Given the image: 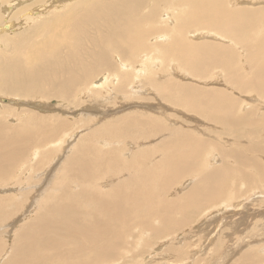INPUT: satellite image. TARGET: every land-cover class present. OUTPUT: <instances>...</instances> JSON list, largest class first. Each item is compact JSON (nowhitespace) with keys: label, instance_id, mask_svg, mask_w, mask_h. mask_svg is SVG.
<instances>
[{"label":"bare ground","instance_id":"6f19581e","mask_svg":"<svg viewBox=\"0 0 264 264\" xmlns=\"http://www.w3.org/2000/svg\"><path fill=\"white\" fill-rule=\"evenodd\" d=\"M22 1H10L12 4L4 7L6 15L0 17V192H7L0 195L2 232L9 228L3 224L11 222L29 199L33 205L37 200L38 206L31 219L19 226L11 222L10 226L17 227L12 230L9 250L1 255L0 264H139L138 255L147 252L148 240H152L148 237L138 241L141 229H150L152 235L167 228L173 233L179 224L168 215L176 210L217 203L225 193L228 203H234L242 186L256 179L251 180L253 170L250 172L247 166L263 170L264 178V166L251 157L255 152L264 154V108L259 112L253 100L241 112L239 106L246 98L240 102L230 93L235 89L251 92L252 99L264 102V0H46L38 7H27L29 3L26 6ZM63 2L69 7L56 8ZM21 3V10L16 11L15 6ZM151 38L156 41L145 43ZM141 52L145 61L139 65L137 54ZM152 53L176 59V68L193 80H154L148 76L144 83L153 89L154 98L214 123L218 133L231 137L229 147L212 144L180 125L167 130L149 113L131 105L132 109L119 114L107 110L114 115L88 126V113L96 112L99 118L105 115L99 107L105 99L117 97L113 101L120 103L124 97L126 101L131 97L149 98L138 96L142 89L147 92V86L138 89L140 86H133L132 81L140 73L137 69L134 75L133 70L151 61ZM213 71L221 72L223 89L199 84L213 78ZM104 86L111 97L101 93ZM113 101L111 105H115ZM70 108L77 111L71 112ZM76 112L80 118L69 120L67 116ZM17 114H24L18 116L22 120L16 118ZM3 117L15 118V124L3 123ZM158 134V141L137 144L133 153L119 145L123 144L120 139L132 144L129 141L139 142ZM66 136L71 143L63 144ZM99 142L111 145L100 148ZM210 147L217 150L218 157L214 156L212 165L202 167V157ZM151 156L157 158L149 165L146 160ZM20 165L24 169L20 168L16 177L4 179ZM47 166L50 171H46ZM198 166L202 168L193 172H198L197 177L189 181L178 198L172 201L164 196L174 182ZM122 173L121 179L118 176ZM42 174L45 179L38 178ZM101 176L108 180L99 183ZM28 186L33 190L23 189ZM244 210L245 216L251 212L247 206ZM154 216L158 218L157 226ZM246 235L242 234L241 240ZM254 242L253 248L250 245L235 259L232 256L235 261L228 264H264V256L258 254L264 244L256 239ZM172 248L170 245L166 250L176 251L177 257L182 255V250ZM230 251L228 247L220 250L216 259H228Z\"/></svg>","mask_w":264,"mask_h":264},{"label":"rangeland","instance_id":"374dc122","mask_svg":"<svg viewBox=\"0 0 264 264\" xmlns=\"http://www.w3.org/2000/svg\"><path fill=\"white\" fill-rule=\"evenodd\" d=\"M10 1H13L14 2V0H10ZM10 1H6V0H4V1H2V0H0V17L1 18H3L5 15H6V10H4V7L6 6V7H8V6H10L11 4H12V2H10ZM26 1V2H25ZM25 1H22V2H24L23 4H25L26 5V3L28 2L29 3V5L27 6V7H38L39 6V4L38 3H40V2H44V1H46V0H42V1H39V2H35V0H34V3H32V4H30V2H32L33 0H25ZM252 1V0H251ZM22 3L21 4H17L16 6H15V8L14 9H16V11L18 10L17 8H19V10H21V8H20V6H22L23 5ZM58 4H60V2H58L56 5H58ZM69 3H67V2H63V3H61V5L60 6H58V7H56V8H58L59 10H62V9H66V8H68L69 7ZM19 6V7H18ZM2 8V9H1ZM58 10V11H59ZM55 13V12H54ZM2 20V19H1ZM1 20H0V22H1ZM173 25V24H172ZM171 25V26H172ZM170 26V27H171ZM154 39V40H153ZM150 41H145V43H152V42H155L156 41V38H151V39H149ZM223 41V40H222ZM225 41H227V42H229V43H231L229 40H225ZM1 43H2V40H1V38H0V45H1ZM1 48V47H0ZM238 49L240 50L239 51V54H240V52L242 53V49L241 48H239V46H238ZM153 51V50H152ZM138 56V58H137V60H138V64L140 65L143 61H145V60H142L143 59V53L141 52V53H138L137 54ZM152 60L151 61H147V63H146V65L144 66H137V68H136V70H133V73H134V75H137L138 73L136 72L137 71V69H138V71H140V73L135 77L134 76V78H133V81H132V85L133 86H140V88H138V89H141V88H144V87H146L147 85H146V83H144V82H147L148 81V76H152V78L154 79V80H158V77H163V78H174V79H177V80H180V81H186V80H188V81H193L192 80V78H190V76L189 75H187V74H185L186 72L185 71H183L182 69H179V68H176V63H177V61H176V59H174V58H172V57H166V58H162V57H160L159 56V54H157V53H152ZM174 60V61H173ZM157 65V66H156ZM175 65V66H174ZM173 66V67H172ZM168 67V68H167ZM172 67V68H171ZM164 68V69H163ZM170 68V69H169ZM125 69V68H124ZM174 69V70H173ZM176 69V70H175ZM126 70V69H125ZM159 70H161V71H159ZM181 70V71H180ZM143 71V72H142ZM146 71V72H145ZM169 71V72H168ZM172 71V72H171ZM177 72V73H176ZM185 72V73H184ZM221 72H215V71H213V72H211V74H213V78H211V79H206L205 81H203V82H200L199 84H201L203 87H214L215 88V86L216 87H220V88H224L223 86V79L222 78H219V77H221V74H220ZM185 74V75H184ZM184 75V76H183ZM216 77H215V76ZM219 75V76H218ZM141 77V78H140ZM143 77V78H142ZM181 78H183V79H181ZM138 79V80H137ZM223 81H221V80ZM130 80H132V79H130ZM146 80V81H145ZM99 81V80H98ZM138 81V82H137ZM135 82L137 83V84H135ZM138 83H139V85H138ZM218 83V84H217ZM221 83V84H220ZM222 85V86H221ZM226 85V84H225ZM108 86V85H107ZM107 86H104L102 89L101 88H99V89H101L100 91H101V93L105 96V97H111V92L109 91V89L108 88H106ZM89 89H93V87L92 88H89ZM136 89V88H135ZM149 89V90H148ZM228 90V93L230 92L231 93V95L234 97V95L236 96L235 98L236 99H238L240 102H243V100H244V97L246 98V102L245 103H241L242 105L241 106H239V108L241 109L240 111L242 112V107H243V111L244 110H247V106H250V103H252L253 102V100H254V104L253 105H255V104H257V108H258V110H260L259 112H261V111H263V109L262 108H264V102H262L261 101V103H259V100L258 99H252V94H254V93H251V92H247V93H241L239 90H237V89H235V90H230V88H227ZM105 90V91H104ZM143 90H145V89H142L141 90V94L140 95H138V96H148L149 98H140L139 100L137 99L138 97H131V99H127V101L125 100L126 98L124 97V99L121 101H119L120 103H117L118 101H117V99L115 100V101H113V98H117V97H111V98H109V99H105V101H103V103H102V105L100 104V110L102 111V112H104L105 113V115H102V116H100V118H99V116H98V114H96V112H92V113H88L85 117H86V119H90V125H88V126H96L98 123H100L101 121H104V120H107L109 117H112L114 114H111V113H109V112H107V110H111V111H113L112 113H121V112H123V111H129L130 109H132L131 108V106L133 107V109H140V110H143V111H146L147 113H149L151 116V118L154 120V122H156V123H158V124H160V125H162L163 127H167V130H169L170 128H172V127H177V126H181V127H185V128H190V129H192L193 130V134L195 135V136H200V137H203L206 141H209L210 143H212V144H214V143H216V144H219L220 146H223V147H229V144L231 143V137L229 136V135H226V134H224V133H218V131H219V127L217 126V125H215L214 123V125L212 124V122H209L208 120H204V118H202V117H197V116H194V115H191V114H187V113H185V112H183L182 110H181V108H179V107H177V106H170V105H164L163 103H161L158 99H155L154 97H155V95L153 94V89H151L150 87H148L147 86V92H142ZM230 90V91H229ZM237 90V91H236ZM110 92V93H109ZM234 92H237V93H233ZM101 93H100V95H101ZM146 93V94H145ZM250 96H249V95ZM243 96V97H242ZM152 97V98H151ZM239 97V98H238ZM135 98V99H134ZM241 98H242V100H241ZM135 100V101H133V100ZM33 100H35V99H33ZM33 100H31L30 102H33ZM36 100H38V99H36ZM35 100V101H36ZM119 100V99H118ZM129 100H131V102L129 101ZM147 100V101H146ZM155 100V101H154ZM108 102V104H107V102ZM111 101H113L114 102V104L116 105H111V104H113ZM250 101V103H248ZM123 102H125L126 104H127V106H126V104L124 103L123 105H122V103ZM130 103V104H128V103ZM157 102H160L163 106H159V104L157 103ZM140 103V104H139ZM142 103V104H141ZM155 103V104H154ZM107 104V105H106ZM247 104V105H246ZM251 104V105H252ZM118 105V106H117ZM131 105V106H130ZM262 107H261V106ZM104 106V107H103ZM110 106H112V107H110ZM115 106V107H114ZM140 106H141V108H140ZM151 106V107H150ZM165 106V107H164ZM136 107V108H135ZM177 107V108H176ZM244 107L246 108V109H244ZM260 107V108H259ZM102 108V109H101ZM155 108H157V109H155ZM181 110L180 112H179V109ZM121 109V110H120ZM160 109V110H159ZM168 109V110H167ZM169 109H171V110H169ZM106 110V111H105ZM148 110V111H147ZM157 110V111H156ZM163 110V111H162ZM70 111L71 112H74V111H77L76 109L74 110L73 109V111H72V109L70 108ZM110 111V112H111ZM152 111V112H151ZM134 112H136V110H134ZM181 112H183V113H181ZM108 115H107V114ZM172 114V115H169L168 116V114ZM177 114V115H176ZM23 116L24 114H17V116H16V118H19L18 116ZM74 115L75 114H71V116L70 115H68L67 117L68 118H71V119H69V120H74L75 118L76 119H79L78 118V116H80V114H79V112H76V115H75V117H74ZM96 115V116H95ZM165 115V116H164ZM181 115V116H180ZM90 116L92 117V118H90ZM107 116V117H106ZM186 116H188L186 119H185V117ZM162 117H164V120L162 119ZM167 117V118H166ZM169 117V118H168ZM159 118V119H158ZM161 118V119H160ZM172 118V119H171ZM195 118V119H194ZM15 119V118H14ZM14 119H8V118H6V117H3V119L1 120L3 123H5V124H8V125H13V124H15V122H14ZM20 120H22L21 118H19ZM96 121V123H95V121ZM101 119V120H100ZM104 119V120H103ZM167 119V120H166ZM171 119V120H170ZM175 121H174V120ZM199 119V120H198ZM201 119V120H200ZM94 122H93V121ZM157 120V121H156ZM173 120V121H172ZM189 120V121H188ZM161 123H160V122ZM169 121V122H168ZM170 121H172V123L174 122V124H171V122ZM181 121V122H180ZM22 121H19V123H21ZM163 122V123H162ZM177 122V123H176ZM188 122V123H187ZM191 122V123H190ZM192 122H193V124H192ZM198 122V123H197ZM202 122V123H201ZM102 123V122H101ZM196 123V124H195ZM209 123V124H208ZM93 124V125H92ZM208 124V125H207ZM198 125L200 126L199 128H198ZM202 125V126H201ZM87 126V127H88ZM216 126V127H215ZM86 127V126H85ZM214 128V129H213ZM218 128V129H217ZM210 129H211V131H210ZM214 131H213V130ZM164 133H166V131L164 132ZM164 133H161L162 135H165ZM74 134H76V132L74 133ZM161 134H158V135H155V136H153V137H148L147 138V140H143V141H139V142H133V141H129L130 143H132V144H127V140L125 141V140H121L120 139V143H123V144H119V145H123L122 147H123V149L124 150H126V151H128L129 150V152H132L133 153V151H134V149H136L137 147H138V145L137 144H147V145H150V144H154L156 141H158V138L160 137V135ZM220 135H221V138H220ZM224 136V138H222ZM155 137V138H154ZM68 137L66 136L65 138L63 137L62 139H64V143L63 144H69V143H71V138H68ZM67 139V140H66ZM153 140V141H152ZM220 140H222V141H220ZM63 142V141H62ZM125 142V143H124ZM229 142V143H228ZM103 142H99V143H97L98 145H99V147L100 148H105V147H107V146H109V145H111V142H108V143H103ZM223 143V144H222ZM62 144V145H63ZM240 145H244V144H240ZM226 147V148H227ZM61 148H63V147H61ZM210 153V154H209ZM31 155V157H30V160H32V154H30ZM125 156H126V154H125ZM218 157V152H217V150L216 149H214V148H208V149H206V151L204 152V155H203V159H202V162H201V164H202V167H205V166H210V165H212L213 163H214V158L215 157ZM152 157V158H151ZM151 157H149L147 160H146V163L147 164H149V165H151L152 163H153V161H155L156 160V158H157V156H151ZM251 157H253L254 159H256V160H258V162H259V165L261 166H264V154L263 153H252V155H251ZM262 157V158H261ZM151 159V160H150ZM217 159V158H216ZM263 159V160H262ZM28 160V158H26L25 159V161H27ZM149 160V161H148ZM198 160L200 161V159L198 158ZM24 161V160H23ZM29 161V160H28ZM198 161V162H199ZM150 162H151V164H150ZM263 162V163H262ZM200 166V165H199ZM199 166L197 167V168H194L192 171H190L188 174H186L184 177H182L179 181L177 180L176 182L177 183H175L174 182V184H172L171 185V187H169L165 192H164V196L167 198V199H169V200H172L173 201V199H176V198H178V195H180V194H182L183 192H184V190H186V188H187V185L191 182L190 180H194L196 177H197V174H198V172H195V174H193V172L194 171H196V170H198V168H199ZM255 166V165H254ZM201 167V168H202ZM20 168H23L24 169V166L23 165H20V166H17V167H14L13 168V173L10 175V176H8V177H5L4 179H13L14 177H16L19 173H20ZM47 168V170L46 171H50L49 169H48V166L46 167ZM201 168H199V169H201ZM249 168H251V169H249ZM254 167L253 166H247V170H249L250 172H252V170H253V173H251V180H253L254 178H256V179H254V183L252 182V183H250V184H244L243 186H242V190H241V192L240 193H238V197H236V198H234L233 200H234V203H228V201L225 199V198H227V194L225 193L223 196H224V198L222 199V200H220V201H218L217 203H215V201H213V203L212 202H210V203H207V204H205V205H201V206H196V208L194 209V208H186V209H184V210H176V211H174V212H172V214L171 215H168V216H171V217H173L177 222H178V224H179V226L177 225L176 227H174L173 228V230H174V232L173 233H170L169 232V230H168V228L167 229H164V232H160V233H157V234H154V235H152V233H151V231H150V229H148V228H143V229H141L140 230V233H139V235L137 236V240L138 241H142L143 239H146V238H148L149 237V239H152V240H148L149 242H150V246L149 247H146V249H147V252H144V253H141V254H139L138 255V260H139V264H142V261H143V264L145 263H147V264H228V262L229 263H231V261L233 260V261H235L234 259L236 258V255H237V257H238V255L240 254L241 255V253H242V251H244L245 250V248L246 249H250V245H251V248H253L254 247V244H255V242H254V239H256V240H258V241H261L260 243L261 244H264V243H262V242H264V213H263V210H264V183H263V181L262 180H264V178H263V170H260V169H258L256 166H255V170L253 169ZM50 169H51V171H53L52 169L53 168H51L50 167ZM55 169V168H54ZM192 172V173H191ZM260 174H259V173ZM53 173H55V171L53 172ZM256 173V176L254 175ZM44 174H47V173H44ZM124 173H122V174H119V178H123L124 177V175H123ZM43 175V174H42ZM41 175V177L39 176L38 178L40 179V178H42V177H44V179H45V176L43 175L42 176ZM192 175V176H191ZM258 175V176H257ZM55 177H57V175H54ZM53 177V176H52ZM55 177H53V178H55ZM237 179L236 180H243V179H240V178H238V177H236ZM98 180V179H97ZM106 180H108L106 177L104 178H102V176L100 177V179H99V183H102V182H104V181H106ZM183 181V182H182ZM190 181V182H189ZM258 182H260V183H258ZM40 183H41V181H40ZM186 185H185V184ZM192 184H193V182H192ZM254 184V185H253ZM32 186H28L27 188H25V187H23V189L24 190H26V189H32L33 190V188H31ZM0 188L2 189V186H0ZM4 188V187H3ZM176 188V189H175ZM180 188V189H179ZM185 188V189H184ZM256 189V190H255ZM254 190V191H253ZM253 191V192H252ZM169 192V193H168ZM175 192V193H174ZM178 192H180V193H178ZM33 193V192H32ZM6 195L7 194V192L5 191V192H0V195ZM9 194V193H8ZM10 194H15L14 192H10ZM258 194V195H257ZM175 195V196H174ZM257 196V198L255 197V198H253V196ZM177 196V197H176ZM242 197V198H241ZM246 197V198H245ZM38 199V198H37ZM226 200V201H225ZM246 200V201H245ZM257 200V201H256ZM29 201V202H28ZM27 201V203L25 204V206H24V208H23V210L25 209V212L27 211L28 212V210H29V212L27 213L26 212V214H25V212L22 210L21 212H19L18 214H16L14 217H15V219H14V217H12L10 220H11V222H14V224H17V226H19L20 224H22L23 222H25V221H27V220H29V219H31L32 217H34L35 216V213H36V210H37V206H38V202H37V200L35 201V203H34V205H33V200L32 201H30V199ZM39 201V200H38ZM31 202H32V204H31ZM239 202V204H237ZM242 202H244L245 204H247V205H244V203L242 204ZM30 203V205H28ZM219 203H220V205H219ZM222 203V204H221ZM237 205H236V204ZM227 204H228V206H227ZM234 204V205H233ZM260 204V205H259ZM223 205V206H222ZM241 205H243L242 207H243V209L241 208ZM255 205V206H254ZM260 206L259 207V209H258V206ZM226 206V207H225ZM234 206V207H233ZM235 206H238L237 208L235 207ZM239 206H240V208H239ZM245 206V207H244ZM246 206H247V210H248V212H250L249 210L251 209V212H254V213H251V217H250V213H248V214H246V216L244 215L245 213H247V211H246V209L244 210V208H246ZM252 206V207H251ZM254 206V207H253ZM30 207V208H29ZM36 207V208H35ZM214 207V208H213ZM233 207V208H232ZM250 207V208H249ZM262 207V208H261ZM231 208V209H230ZM255 208V209H254ZM27 209V210H26ZM30 209H33V212H32V210H30ZM198 209H200V210H198ZM230 209V211H227V210H229ZM241 209V210H240ZM253 209V210H252ZM258 209V210H257ZM262 209V210H261ZM223 210H224V212H223ZM236 210V211H235ZM243 210H244V212H243ZM257 210V211H256ZM261 210V211H260ZM178 211V212H177ZM215 211H216V213H215ZM217 211H218V213H220V215H222V216H218V214H217ZM227 213H226V212ZM238 211V212H237ZM239 211H242V212H239ZM187 212V213H186ZM215 214H214V213ZM232 212H234L233 214H232ZM258 212V213H257ZM262 212V213H261ZM31 213H33L32 215H31ZM223 213H224V215H227V216H224L223 215ZM226 213V214H225ZM243 213V214H242ZM30 214V215H29ZM183 214V215H182ZM195 214V215H194ZM212 214V215H211ZM229 214V215H228ZM235 214V215H234ZM254 216H253V215ZM257 214V215H256ZM211 215V216H210ZM215 217H214V216ZM233 217H232V216ZM237 215V216H236ZM243 215V216H242ZM23 218H22V217ZM26 216V217H25ZM184 216V217H183ZM192 216V217H191ZM209 216V217H208ZM228 216H230V217H228ZM244 216H245V218H244ZM257 216V217H256ZM155 218H153L152 217V219L154 220V224H155V226H157L156 225V220H158V218L156 217V216H154ZM218 218V219H215V218ZM220 217V218H219ZM230 218V219H233V220H230V219H228V218ZM240 217V218H239ZM18 218V219H17ZM187 218V219H186ZM193 218V219H192ZM227 218V219H226ZM242 218H243V221H242ZM19 219H20V221H19ZM203 219V220H202ZM205 219V220H204ZM209 219V220H208ZM23 220V221H22ZM227 220V221H226ZM236 220H239V221H236ZM247 222H246V221ZM17 221H19V224H18V222ZM203 223H202V222ZM206 221H207V223H206ZM216 221V222H215ZM231 221V222H230ZM234 221V222H233ZM11 222H9V220L8 221H6L5 222V224H3V225H8L9 226V228H6V229H4V231L2 232V226L0 227V232H2L1 233V235H0V241H4L3 242V246H4V249L2 250V252H3V254H0V257H2L1 255H5L6 254V252H8V250H9V244H10V241L12 240V236H13V232L14 231H12V230H15V229H13V228H16L17 226L15 225L14 227H13V225L12 226H10V224H11ZM201 222V223H200ZM229 222V223H228ZM239 222V223H238ZM241 222V223H240ZM242 222H243V225H242ZM252 222V223H251ZM260 222H261V225H260ZM236 223V224H235ZM246 223H248L247 224V226H245L244 227V225H246ZM157 224H158V222H157ZM209 224H210V226H209ZM252 224V225H251ZM236 225V227H234ZM238 225V226H237ZM239 225H240V227H242V228H240L239 227ZM257 225V226H256ZM258 225H260V226H258ZM233 226V227H232ZM250 226V227H249ZM202 227V228H201ZM208 227V228H207ZM210 227V228H209ZM212 227H213V229H212ZM238 227V228H237ZM261 227V228H260ZM191 228H193V230H191ZM196 228V229H195ZM206 228V229H205ZM215 228V229H214ZM232 228V229H231ZM247 228V229H246ZM254 228V229H253ZM258 228V229H257ZM145 229H147V230H145ZM190 229V230H189ZM201 229L203 230L204 229V231L205 230H207L208 232H204V231H201ZM222 229V230H221ZM243 229H245V230H243ZM134 230L136 231V233H137V231H138V229H137V227H135L134 228ZM133 230V231H134ZM172 230V231H173ZM188 232H187V231ZM197 230V231H196ZM199 230V231H198ZM246 230H249V233L247 232L246 233ZM11 231V232H10ZM222 231V232H221ZM233 231V232H232ZM237 231V233L238 234H234L235 235V237H234V235H233V233L234 232H236ZM241 231H243V232H245V233H242ZM251 231V232H250ZM252 231H253V233H252ZM9 232V233H8ZM146 232H147V234H146ZM186 232H187V235H186ZM190 232V233H189ZM193 232H195V233H193ZM142 233V234H141ZM149 233H151V234H149ZM179 233V234H178ZM206 233V234H205ZM218 233V234H217ZM190 234V235H189ZM194 234V235H193ZM202 234V235H201ZM205 234V235H204ZM217 234V235H216ZM243 234V236L245 235V234H247L246 235V237L244 238V239H242L241 240V235ZM256 234H258V235H256ZM145 235V236H144ZM180 235V236H179ZM182 235H184V236H182ZM193 235V236H192ZM199 237H197V236ZM210 235V236H209ZM227 235V237H225ZM237 235H239V238L237 237ZM161 236H164V237H162L161 238ZM173 236V237H172ZM250 236H252V237H250ZM254 236V237H253ZM259 236V237H258ZM176 237H177V239H176ZM195 237V238H194ZM215 237V238H214ZM169 238V239H168ZM173 238V239H172ZM190 239V240H186V239ZM198 238V239H197ZM217 238H221L220 240H217ZM237 238V239H236ZM209 239V240H208ZM216 239V240H215ZM230 239V240H229ZM167 240V241H166ZM174 240V241H173ZM190 241V242H189ZM227 241V242H226ZM231 241V242H230ZM6 242V243H5ZM173 242V243H172ZM215 242V243H214ZM162 243H166V245H164V244H162ZM231 243V244H230ZM242 243V244H241ZM8 244V245H7ZM200 244H201V247H200ZM253 244V245H252ZM170 245H172L173 246V248L172 249H179L180 251H181V256H179V257H177V255H176V251H172V250H166V249H168L169 248V246ZM181 245V246H180ZM208 245V246H207ZM228 245V246H227ZM159 246V247H158ZM163 248H162V247ZM205 246V247H204ZM238 246V247H237ZM244 246V247H243ZM246 246H248V247H246ZM156 247V248H155ZM157 247H158V249H157ZM227 247H228V249L230 248V252H228V254L230 253V255L231 256H229L228 257V259H225L224 261L222 260V259H219L218 260V258L219 257H217V259H216V256H217V253L218 252H220V250H221V252L223 251V250H225V249H227ZM233 247V248H232ZM237 247V248H236ZM241 248V249H240ZM162 249V250H161ZM165 249V250H164ZM207 249V250H206ZM235 250V251H237V252H235L234 254L232 253L231 254V252L233 251V250ZM157 250V251H156ZM159 250V251H158ZM163 250H164V252H163ZM124 251V250H123ZM168 252V253H165V252ZM198 251V252H197ZM203 251V252H202ZM1 252V253H2ZM5 252V253H4ZM160 252V253H159ZM163 254H162V253ZM200 252H201V254H200ZM184 253V254H183ZM237 253V254H236ZM159 254V255H158ZM169 254V255H168ZM189 254V255H188ZM194 254V255H193ZM207 254V255H206ZM213 254V255H212ZM224 254V253H223ZM258 254H260V255H263L264 256V249H260L259 250V253ZM174 255V256H173ZM176 255V256H175ZM187 255V256H186ZM197 255V256H196ZM225 255V254H224ZM148 256V257H147ZM149 256L151 257V258H149ZM196 256V257H195ZM206 256V257H205ZM232 256H233V258H232ZM145 257H147V260H146V258ZM170 259H169V258ZM171 257H172V259L174 260H172L171 259ZM177 257V258H176ZM185 257V258H184ZM142 258H143V260H142ZM153 258H155V259H153ZM187 258V259H186ZM194 258V259H193ZM186 259V260H185ZM216 259V260H215ZM231 259V260H230ZM153 260H155V261H153ZM190 260H192V261H189ZM214 260V261H213ZM220 260H222V261H220ZM230 260V261H229ZM146 261V262H145ZM157 261V262H156ZM186 261V262H185ZM105 264H108V263H105ZM111 264V263H110Z\"/></svg>","mask_w":264,"mask_h":264}]
</instances>
